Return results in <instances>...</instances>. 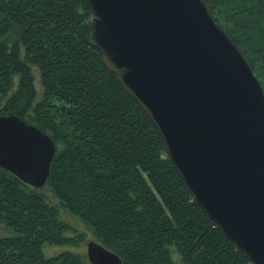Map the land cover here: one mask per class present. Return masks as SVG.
<instances>
[{
    "label": "trees",
    "instance_id": "obj_1",
    "mask_svg": "<svg viewBox=\"0 0 264 264\" xmlns=\"http://www.w3.org/2000/svg\"><path fill=\"white\" fill-rule=\"evenodd\" d=\"M264 89V0H206ZM86 0H0V116L54 142L47 183L57 205L0 166V264H89L59 208L123 264H253L197 205L137 100L92 39ZM37 69L43 87L37 98Z\"/></svg>",
    "mask_w": 264,
    "mask_h": 264
},
{
    "label": "water",
    "instance_id": "obj_2",
    "mask_svg": "<svg viewBox=\"0 0 264 264\" xmlns=\"http://www.w3.org/2000/svg\"><path fill=\"white\" fill-rule=\"evenodd\" d=\"M106 67L158 129L197 205L264 264V89L206 0H86ZM53 140L0 116V166L46 185ZM90 264H123L96 242Z\"/></svg>",
    "mask_w": 264,
    "mask_h": 264
},
{
    "label": "rangeland",
    "instance_id": "obj_3",
    "mask_svg": "<svg viewBox=\"0 0 264 264\" xmlns=\"http://www.w3.org/2000/svg\"><path fill=\"white\" fill-rule=\"evenodd\" d=\"M33 72L35 75L34 80H35V87L37 89V98L41 99L42 95H43V87H42V84L40 82L39 73H38L37 69H35V68L33 69ZM47 189L48 188H46V187L41 188V190H43L47 194L50 203L53 205H57V203H58L57 200L54 198L51 191L49 189L48 190ZM59 210H60L61 220L68 223L72 228V231L68 232V235L71 237L72 236L78 237L80 235V240L77 242V244H74V245L46 247L44 250L45 255L50 257V256L60 254L63 251H73V252L82 254L86 258V260L89 262L88 254H87L89 243L94 241V242L100 244L96 238V235H95L93 229L87 223H85L83 220H81L79 217L72 215L71 213H69L65 209L60 207ZM12 235H14L13 231L7 229L3 224H0V237H6V236H12ZM173 259H174L175 264H183L177 254L173 255ZM89 264H90V262H89Z\"/></svg>",
    "mask_w": 264,
    "mask_h": 264
},
{
    "label": "bare ground",
    "instance_id": "obj_4",
    "mask_svg": "<svg viewBox=\"0 0 264 264\" xmlns=\"http://www.w3.org/2000/svg\"><path fill=\"white\" fill-rule=\"evenodd\" d=\"M238 47V46H237ZM239 48V47H238ZM240 50V49H239ZM241 51V50H240ZM127 91V90H126ZM128 92V91H127ZM129 93V92H128ZM130 94V93H129ZM131 95V94H130ZM12 115H15V114H12ZM1 116H10V115H1ZM9 171V170H8ZM50 171H51V169H50ZM11 172V171H10ZM11 173H13V172H11ZM14 174V173H13ZM15 175V174H14ZM49 175H50V173H49ZM15 176H17V175H15ZM18 177V176H17ZM19 178V177H18ZM32 187H34V186H32ZM34 188H38V187H34ZM40 189V188H39ZM48 190V189H47ZM102 245V244H101ZM103 246V245H102ZM89 260V259H88Z\"/></svg>",
    "mask_w": 264,
    "mask_h": 264
}]
</instances>
